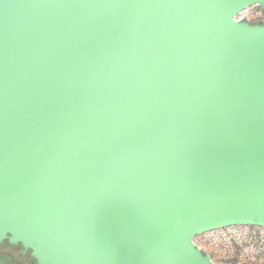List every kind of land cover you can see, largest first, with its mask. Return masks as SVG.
I'll use <instances>...</instances> for the list:
<instances>
[{
    "label": "water",
    "instance_id": "obj_1",
    "mask_svg": "<svg viewBox=\"0 0 264 264\" xmlns=\"http://www.w3.org/2000/svg\"><path fill=\"white\" fill-rule=\"evenodd\" d=\"M264 0H0V243L36 264H216L264 228Z\"/></svg>",
    "mask_w": 264,
    "mask_h": 264
},
{
    "label": "rangeland",
    "instance_id": "obj_2",
    "mask_svg": "<svg viewBox=\"0 0 264 264\" xmlns=\"http://www.w3.org/2000/svg\"><path fill=\"white\" fill-rule=\"evenodd\" d=\"M238 19L254 23L264 20V13L254 5L239 14ZM194 240L216 264H264L263 227L233 225L202 233Z\"/></svg>",
    "mask_w": 264,
    "mask_h": 264
},
{
    "label": "flooded vegetation",
    "instance_id": "obj_3",
    "mask_svg": "<svg viewBox=\"0 0 264 264\" xmlns=\"http://www.w3.org/2000/svg\"><path fill=\"white\" fill-rule=\"evenodd\" d=\"M262 21V20H259ZM0 264H36L30 259L29 253H24L22 246L3 247Z\"/></svg>",
    "mask_w": 264,
    "mask_h": 264
},
{
    "label": "trees",
    "instance_id": "obj_4",
    "mask_svg": "<svg viewBox=\"0 0 264 264\" xmlns=\"http://www.w3.org/2000/svg\"><path fill=\"white\" fill-rule=\"evenodd\" d=\"M263 13H264V11H263ZM8 246H10V244H8V243H0V247H8ZM3 253H4L3 250L0 249V257L2 256Z\"/></svg>",
    "mask_w": 264,
    "mask_h": 264
}]
</instances>
